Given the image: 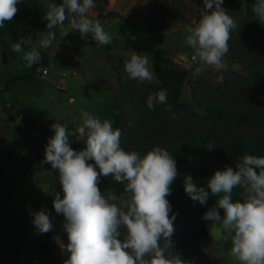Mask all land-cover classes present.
Listing matches in <instances>:
<instances>
[{"label": "rangeland", "instance_id": "1", "mask_svg": "<svg viewBox=\"0 0 264 264\" xmlns=\"http://www.w3.org/2000/svg\"><path fill=\"white\" fill-rule=\"evenodd\" d=\"M34 1L37 13L44 12L42 16L45 18L48 0ZM132 4L135 6L133 9L131 0H117V3L107 0L106 4L95 0V5L102 6L103 10L98 13L92 9L88 15L100 21L113 41L105 46H87L79 59L63 39L64 35L75 30L69 29L62 34L59 27L54 29L56 40L49 49L39 47L42 33L47 32L46 26L39 23L27 28L14 27V39L0 35V187L5 190L0 194V219L21 218L23 221L17 242L8 235V230L15 231V227L7 221L0 224V264H64L68 258L64 247L68 243L63 229L64 217L53 208L55 193L63 196L57 170L21 177L13 160L22 153L25 136L50 131L51 125L58 121L69 123L74 128L79 126L82 123L81 109L101 120L113 121V128L121 129L120 143L125 150V146L131 145L149 150L163 143L174 148L181 143L186 144L187 162L179 167L183 179L191 175L192 162L197 156L196 146H201L204 141L207 145H222L233 139L258 138L264 142V24L258 22L252 12L255 2L245 4L242 0H224L222 4L238 25L229 41V48L254 61L259 77L258 84L254 85L247 79L246 72L226 57L225 69L217 71L209 67L199 76L193 75V50L185 43L188 35L185 29L190 25V17L203 9V0H136ZM153 6L179 9L185 20L152 30L148 27L147 11ZM64 26L68 27V24ZM83 39L94 40L91 34ZM16 43H20L25 52L36 49L42 59L27 67L23 53L12 50ZM56 44L58 47L55 49ZM154 47H161L163 55L186 70L185 84L178 99L183 108L167 111L168 105H157L154 110L148 109V95L160 90L154 76L151 82L126 80L124 65L117 67V60L124 62L131 52L149 55ZM150 63L149 59L151 70ZM41 69L46 70L43 77L39 74ZM30 72H33L30 79L10 83L3 91L8 77ZM67 76L74 78L72 86L65 84ZM121 85L124 95L117 90ZM190 92L202 103L209 101L222 105L225 116L208 120L203 106L191 99ZM124 99L135 105L131 114L121 108L125 104ZM7 107L18 109L35 121L45 120V125L38 128L31 123L29 127L22 128L17 120H1V112ZM231 113L241 118L229 117ZM193 181L198 188L203 187L210 193L207 180ZM241 192L239 188L234 190V201L240 200ZM104 194L115 196L114 202L125 206L127 194ZM215 199L210 195L204 205L212 208ZM193 202L200 204L199 201ZM41 210L46 212L53 225L48 233H40L32 223V214ZM218 211L223 215L222 209Z\"/></svg>", "mask_w": 264, "mask_h": 264}, {"label": "clouds", "instance_id": "2", "mask_svg": "<svg viewBox=\"0 0 264 264\" xmlns=\"http://www.w3.org/2000/svg\"><path fill=\"white\" fill-rule=\"evenodd\" d=\"M20 2L0 0V28L13 20ZM223 3L224 0H203L198 22L186 26L185 43L193 50L194 76L209 67L217 71L227 67L224 57L238 25L222 7ZM94 8L95 0L48 3L47 32L42 33L39 47H53L57 27L62 34L71 29L82 38L91 34L99 46L110 45L112 36L99 20L88 15ZM252 12L264 24V0H256ZM66 21L68 27L64 26ZM12 50L23 53L27 67L42 59L39 51L25 52L20 43L13 44ZM148 56L130 53L124 61L126 80L141 83L153 80ZM157 105H168L167 89L148 95L147 108L154 110ZM166 110L171 111V105ZM80 116L82 123L72 132L67 125L57 122L51 125L53 136L45 147L43 161L57 170L63 193L62 197L55 193L53 208L64 217L63 229L68 240L64 264H187L178 254H166L175 220L166 197L179 175L173 155L159 146L143 155L126 151L120 143L121 130L113 128V121L101 120L83 109ZM70 136L83 141L86 147L79 151L71 148ZM101 176H111L124 185L127 194L124 207L114 202L115 196L101 192L98 187ZM183 186L185 193L201 205L210 195L216 198L204 219L212 222L211 228L219 239L230 241V253L237 264H264V157L245 154L238 158L235 167L215 171L207 180L210 193L198 188L191 175L184 177ZM237 188L242 190L241 198L234 201L233 192ZM218 209L223 210V216ZM32 215V223L40 233L52 230V222L44 210Z\"/></svg>", "mask_w": 264, "mask_h": 264}, {"label": "trees", "instance_id": "3", "mask_svg": "<svg viewBox=\"0 0 264 264\" xmlns=\"http://www.w3.org/2000/svg\"><path fill=\"white\" fill-rule=\"evenodd\" d=\"M106 1L107 0H102L103 4H106ZM242 1L245 4H250L251 2L256 3V0ZM48 2L58 4L61 3V0H48ZM17 7V14L12 21L5 22L4 26L0 28V35H5L10 39H14V27H33L36 23L46 26V20L42 16L44 15V12H41L40 14L37 13L34 0H21ZM93 10L100 13L102 12L103 7L95 5ZM147 14L149 17L148 27L152 30L185 20L184 14L181 10L176 8L163 9L161 6H153L148 9ZM65 23H67V21ZM63 39L71 47L73 54L76 57L81 56L80 49L83 46H95L97 44L94 40H84L78 31L67 33L64 35ZM225 57L241 67L246 72L247 79L253 85L258 84V70L251 58H247L243 53L238 52V50H234L233 48H229ZM123 65V60H117V67L122 68ZM151 71H153V76L158 82L159 88L168 90V105H171V109L178 110L183 108L178 99L180 90L185 84L186 70L176 65L170 58L164 56L161 49L155 48L152 54ZM32 73L33 72L8 77L4 83L3 91H6L10 83L27 81L33 76ZM124 82L125 80L122 81L121 84H125ZM122 85L119 86L117 90L121 95H124ZM190 97L195 103L203 106L208 120L212 121L225 116L222 105L216 103H213V105L209 103V101L207 102L205 98L203 99L206 102L202 103L203 101L201 102L193 92H190ZM124 100L125 104L122 105L121 108L131 114V110L135 109V105L126 99ZM228 116L234 117L235 119L241 118V116L232 113ZM57 123L67 125L70 132L75 131V128L69 123L62 121H58ZM122 132L126 134V132ZM52 136L53 132L50 130L42 134L25 136L23 138L22 153L13 160V165L21 177H30L35 173L55 170L52 169L50 164L43 163L45 147L49 138ZM69 144L71 148L77 151L86 147L85 143L76 140L75 136H70ZM157 146L166 149L173 155L179 173L177 179L171 185V194L166 197L171 205L170 214H175V220L173 221V238H170V249L166 254H178L180 258H183L187 262V264H210L207 256L197 245L199 239L206 237L205 226L209 220L204 219V214L209 209L204 204H194L193 200L185 193L183 177L179 170L181 163L187 162V146L183 143L177 148L164 143ZM125 147H127L126 151H137L141 155L148 151L147 149L133 145ZM196 149L197 156L192 162L194 167L191 177L200 180H208L215 171H222L225 166L235 167V162L238 158L245 154L264 157V142L258 138L250 140L233 139L229 143L222 145L216 143L207 145L204 141L201 146L197 145ZM89 163L94 164V161H89ZM98 187L102 193L112 192L116 196L126 195L123 191L124 185L116 182L111 176H101ZM4 191L5 190L0 187V194H3ZM3 221H7L8 224L15 227V231L8 230V235L15 238L14 242H17L18 234H20L23 229L21 226L23 223L22 219H0V224H2ZM163 242L164 241H162V243Z\"/></svg>", "mask_w": 264, "mask_h": 264}, {"label": "crops", "instance_id": "4", "mask_svg": "<svg viewBox=\"0 0 264 264\" xmlns=\"http://www.w3.org/2000/svg\"><path fill=\"white\" fill-rule=\"evenodd\" d=\"M113 1H116L117 3V0H113ZM134 2H136V0H131V9L135 7L132 4ZM142 17L143 19H146L145 15H143ZM84 48H87V46H83L80 49L81 57H77L78 59L83 57V53L85 52ZM155 48L161 49V47H154V49ZM153 50L152 52L149 53L150 62L152 60ZM171 60L174 61L173 59ZM150 66H151V63H150ZM73 79H74L73 77L67 76V79L65 80V84L68 86H72L74 84ZM1 115H2L1 120L2 119L10 120V122L12 120H15V121L17 120V123L22 128L29 127L31 123H32V126H35L38 128H41L45 125V122H44L45 120L35 121V118L29 115L22 114L19 112L18 109H13L12 107L11 108L7 107L3 109L1 112ZM211 225H212V222L209 221L205 226L206 237L199 239L197 241V245L199 246L200 250L207 256L210 264H237V262L235 261V259L232 257L230 253V248H231L230 241L223 242L221 239H219L215 233V230L211 228Z\"/></svg>", "mask_w": 264, "mask_h": 264}, {"label": "built area", "instance_id": "5", "mask_svg": "<svg viewBox=\"0 0 264 264\" xmlns=\"http://www.w3.org/2000/svg\"><path fill=\"white\" fill-rule=\"evenodd\" d=\"M199 18H200V11L194 13L190 17V19H189L190 25H195L198 22ZM190 63L191 62H188V64H190ZM39 74L43 77L46 74V70H44V69L39 70Z\"/></svg>", "mask_w": 264, "mask_h": 264}]
</instances>
